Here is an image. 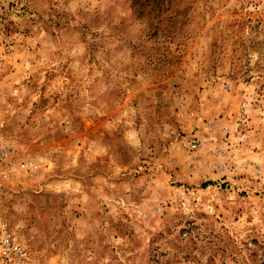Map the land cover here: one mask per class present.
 Returning <instances> with one entry per match:
<instances>
[{"label": "rangeland", "instance_id": "obj_1", "mask_svg": "<svg viewBox=\"0 0 264 264\" xmlns=\"http://www.w3.org/2000/svg\"><path fill=\"white\" fill-rule=\"evenodd\" d=\"M0 217L32 264H264V0H0Z\"/></svg>", "mask_w": 264, "mask_h": 264}, {"label": "built area", "instance_id": "obj_2", "mask_svg": "<svg viewBox=\"0 0 264 264\" xmlns=\"http://www.w3.org/2000/svg\"><path fill=\"white\" fill-rule=\"evenodd\" d=\"M196 148V145H193ZM0 264H32L31 253L0 217Z\"/></svg>", "mask_w": 264, "mask_h": 264}, {"label": "trees", "instance_id": "obj_3", "mask_svg": "<svg viewBox=\"0 0 264 264\" xmlns=\"http://www.w3.org/2000/svg\"><path fill=\"white\" fill-rule=\"evenodd\" d=\"M209 184H211V183H205V184H203V187H206V186H208Z\"/></svg>", "mask_w": 264, "mask_h": 264}]
</instances>
